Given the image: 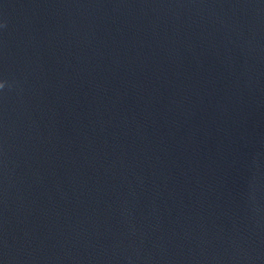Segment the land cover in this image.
Instances as JSON below:
<instances>
[{"label": "water", "instance_id": "obj_1", "mask_svg": "<svg viewBox=\"0 0 264 264\" xmlns=\"http://www.w3.org/2000/svg\"><path fill=\"white\" fill-rule=\"evenodd\" d=\"M0 264H264V0H0Z\"/></svg>", "mask_w": 264, "mask_h": 264}, {"label": "clouds", "instance_id": "obj_2", "mask_svg": "<svg viewBox=\"0 0 264 264\" xmlns=\"http://www.w3.org/2000/svg\"><path fill=\"white\" fill-rule=\"evenodd\" d=\"M3 85H2V83H0V87H2Z\"/></svg>", "mask_w": 264, "mask_h": 264}]
</instances>
